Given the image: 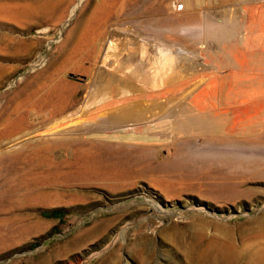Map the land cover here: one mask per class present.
<instances>
[{
    "label": "rangeland",
    "instance_id": "obj_1",
    "mask_svg": "<svg viewBox=\"0 0 264 264\" xmlns=\"http://www.w3.org/2000/svg\"><path fill=\"white\" fill-rule=\"evenodd\" d=\"M243 1L147 0V8L138 7L146 10L147 28L126 20L103 28L111 0H0V111L60 98L91 108L100 91L136 83L133 74L151 76L153 65L168 69L171 57L175 70L187 60L226 67L248 20L244 8L256 2ZM263 1L256 2L259 12ZM215 26L237 29V39L215 40L208 35ZM161 119L157 125L165 124ZM179 128L150 144L156 155L118 166L90 150L86 136L52 148L41 169L74 166L62 177L21 186L16 207L0 216V264H264V166L208 169L196 155L159 168L171 160L174 139L185 147L186 129ZM193 132L190 146L198 153L203 139ZM253 156L244 164L263 163V153Z\"/></svg>",
    "mask_w": 264,
    "mask_h": 264
},
{
    "label": "bare ground",
    "instance_id": "obj_2",
    "mask_svg": "<svg viewBox=\"0 0 264 264\" xmlns=\"http://www.w3.org/2000/svg\"><path fill=\"white\" fill-rule=\"evenodd\" d=\"M256 2L244 8L248 20L244 28H241L242 33L237 34L239 39L233 44L234 51L228 54V71H225L226 64L211 66L195 60H187L175 70V58L171 57L165 62L168 69L165 65L158 67L157 63V67H149L154 69L151 76H138L139 73L137 76H129L139 83L125 81L122 87L114 85L116 88H112L111 85L108 91H100L91 108L86 106L75 109L69 105V101L61 102L63 98H60L59 103H46L44 107L39 105L40 100H28L14 109L0 111V216L16 207L17 199H12L19 194L22 185H37L47 176L62 177L61 175L70 172L67 170L74 165L69 161L61 162L62 164L54 170L53 167L49 170L41 169L44 155L54 147L67 145L68 141L77 143L81 137L83 141V136L88 138L85 143L89 142L90 150L99 151L105 154L106 158L114 159L118 166L117 164H127L130 161L137 162L153 153L156 155V146L153 149L150 144L155 142V145L156 139L162 138V133L167 135L169 132L175 133V130L177 133L183 132L184 130L179 128L182 123L187 136L185 135L183 140L186 144L180 143L188 148H182L177 138L174 139L175 142L169 146L172 150L171 160L158 163L156 166L159 168L182 166L196 155L200 157L199 163L208 169L218 164L226 168L228 166V170L264 166V161L250 165L244 164L242 160L244 157L264 154V66L259 65L264 64L259 63V59L264 55L261 50L264 20L260 16L264 9L259 12L262 5ZM143 4L147 8V0H111L107 4L109 10L105 11L102 27L106 28L109 21L119 24L122 20H126V23L134 28L145 27L149 19L145 15L146 10H138ZM150 21L152 23V20ZM240 26L242 27V24ZM216 30H209L208 35L214 36L215 40L217 36L224 41L229 36H235L237 29L229 32L218 27ZM103 32L105 31H100L99 35ZM190 53L195 57L193 51ZM187 55L185 59L189 57ZM175 99L176 102L173 101ZM171 101L174 104L169 108ZM161 117L166 118H162L165 124L162 122V125H157L156 119ZM192 132L198 133L203 139L200 153H196L198 149L194 150L190 146L196 139L190 141L193 138L190 136ZM195 145L197 148L199 144ZM39 174L40 177H37ZM9 193L11 198L7 196ZM1 221L4 219L0 217Z\"/></svg>",
    "mask_w": 264,
    "mask_h": 264
}]
</instances>
